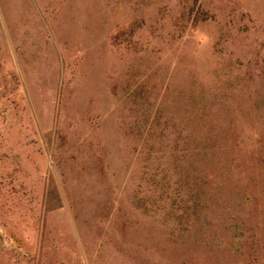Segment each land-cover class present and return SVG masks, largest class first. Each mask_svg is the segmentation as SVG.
Here are the masks:
<instances>
[{
    "label": "rangeland",
    "instance_id": "rangeland-1",
    "mask_svg": "<svg viewBox=\"0 0 264 264\" xmlns=\"http://www.w3.org/2000/svg\"><path fill=\"white\" fill-rule=\"evenodd\" d=\"M0 264H264V0H0Z\"/></svg>",
    "mask_w": 264,
    "mask_h": 264
}]
</instances>
